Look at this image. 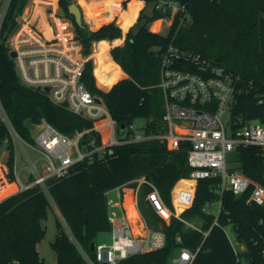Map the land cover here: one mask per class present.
I'll use <instances>...</instances> for the list:
<instances>
[{
	"label": "trees",
	"instance_id": "obj_1",
	"mask_svg": "<svg viewBox=\"0 0 264 264\" xmlns=\"http://www.w3.org/2000/svg\"><path fill=\"white\" fill-rule=\"evenodd\" d=\"M151 5L154 0H145ZM185 4L190 14L181 23V13L173 18L170 31L161 35L147 27L149 16L145 8L139 13L143 2L132 0L128 7L120 9L117 25L115 16L98 29L85 32L69 13V0H60L66 17L75 26L81 40L85 56L92 52L94 41L115 40L125 34V42L111 48L112 59L127 73L124 74L111 60L110 44L101 41L96 45V69L88 59L82 76L83 82L97 96L105 101L112 117L122 125L133 123L138 117L147 118L143 128L145 134L166 132L163 115H153V102L161 75V55L168 45L200 53L212 63L224 66L235 78L236 93L231 105L230 118L241 127L246 121L259 120L264 123V0H177ZM120 5L121 0H113ZM23 0H14L8 20L15 24V15L21 10ZM152 6L151 19L169 17ZM48 7L58 11L57 0ZM93 21L100 15H92ZM61 20V19H60ZM59 20V36L66 40L72 36ZM106 21V22H108ZM145 21V23H144ZM9 23L6 22L5 27ZM47 30V22L42 18L37 22ZM122 26V28L120 27ZM72 29V28H71ZM67 31V32H66ZM0 39V101L14 127L27 140L32 141L31 130L26 122L37 124L46 120L59 131L73 135L86 131L80 144L87 148L93 141L96 146L108 141V128H95L92 119L71 111L66 105L55 103L47 92L30 87L22 82L14 60L9 56L5 44ZM116 40L115 43H119ZM103 90L96 83V76ZM121 78V79H120ZM99 122L103 119L98 120ZM5 127L0 120V148L5 137ZM187 142L178 148H170L159 138L119 144L112 147V153L95 152L78 161L68 175L48 179L49 195L39 186L13 194L0 203V262L20 264H46L38 250V245L46 236L42 220L47 217L52 201L65 219L76 241L87 252L92 253L90 244L95 242L100 232L111 230L108 220L106 191L117 186L122 193L135 190L134 180L145 177L160 192L166 204L172 209L173 197L180 217H172L169 223L163 221L148 204L146 194L153 189L144 185V196L140 200L141 210L149 221L164 222L167 241L163 248L132 255L117 264H173L172 256L184 245L198 253L193 264H264L261 248L264 246V205L247 203L251 189L241 195L232 190H220V178H204L192 181V168L188 164ZM230 170H240L246 176L264 185V147L239 145L228 156ZM52 199V200H51ZM221 202L219 214L207 212V203ZM200 219V230L186 227L185 221ZM217 219V224L214 220ZM232 225L237 238L245 247L239 255L225 231ZM57 234L51 245L57 254V264H85L76 245L71 241L65 227L57 217ZM209 231L205 236L204 232ZM181 236L182 242L176 237Z\"/></svg>",
	"mask_w": 264,
	"mask_h": 264
},
{
	"label": "built area",
	"instance_id": "obj_2",
	"mask_svg": "<svg viewBox=\"0 0 264 264\" xmlns=\"http://www.w3.org/2000/svg\"><path fill=\"white\" fill-rule=\"evenodd\" d=\"M14 0H0V39L6 38L9 56L14 60L22 82L30 87L40 88L58 104L66 105L74 113L98 121L99 128H108V141L96 146L92 141L82 148L80 141L86 131L67 135L46 120L29 127L32 141L27 140L12 124L0 101V120L5 127V137L0 148V203L13 194L39 186L49 195L48 179L68 175L71 168L87 156L112 147L148 138H159L170 148H178L187 142L188 164L192 168L191 180L220 178V190H232L236 195L251 189L247 203L264 205V185L246 176L240 170H230L228 156L239 145L264 147V123L259 120L246 121L241 127L231 121L230 111L236 93L235 78L224 66L216 65L200 53L170 44L161 55V75L158 86L165 98L163 120L166 132L145 134L138 131L134 122L119 129L102 97L95 95L83 82L82 76L87 58L83 55L82 44L75 37L63 40L52 27L41 29L37 22L26 15H15V24L8 20ZM130 0H121L120 3ZM144 8L148 5L145 0ZM155 9L169 12L171 24L176 14L181 13V23L190 14L185 4L177 0H154ZM143 8V9H144ZM55 19V17H54ZM6 22L9 24L5 27ZM72 27L73 24H72ZM15 53V55H12ZM46 88H49L47 91ZM100 98V102L97 100ZM228 127L232 137L227 135ZM35 156L30 155L26 147ZM23 166L19 167V162ZM44 161L43 168L40 162ZM27 170V182L20 173ZM135 190L122 193L117 186L106 191L108 220L111 224L110 240L95 243L92 253L87 252L76 241V247L85 264H117L132 255L158 250L165 246L167 234L164 228H153L139 206V191L144 185L153 189L146 194L148 204L159 217L169 223L172 217H180L178 205L173 197L172 209L159 190L145 177L134 180ZM130 201V203H129ZM220 212L221 202H217ZM129 204L134 209L132 214ZM212 204L205 210L211 212ZM186 227L200 230V226L185 221ZM162 225L164 222H160ZM217 219L214 224H217ZM235 229V228H234ZM209 231H205L207 236ZM237 235V233H236ZM182 242L181 236L176 237ZM239 255L245 245L238 238L240 249L232 241ZM198 250L180 246L171 258L173 264H193ZM264 262V246L261 248ZM239 262L247 264L241 256ZM20 264L19 260L11 263Z\"/></svg>",
	"mask_w": 264,
	"mask_h": 264
},
{
	"label": "rangeland",
	"instance_id": "obj_3",
	"mask_svg": "<svg viewBox=\"0 0 264 264\" xmlns=\"http://www.w3.org/2000/svg\"><path fill=\"white\" fill-rule=\"evenodd\" d=\"M23 1H24V4L20 8L21 10L18 11L19 16L20 15L23 16V14H24V15H26V17L28 19L30 18L32 20H35L36 22H38L40 19L43 18L47 22V24H48V21L50 23L51 19H52L51 25L58 34H59L58 28H59V24H60L59 20L61 19L60 21L68 23V25L65 26L64 29L72 32L71 37H73V36L75 37V35L77 34L72 20L70 18L66 17V14H65L63 8L60 6V4H59L60 0H57V5H58L57 10L58 11H55L54 9L48 7V5L51 2H53V0H23ZM71 4H76L77 6H79L80 12H81L80 13V20L82 23L81 26H82V28H84L85 32L96 30L102 24L107 23L106 21L112 19L115 16V14L118 12V10L120 9V6H121V5L113 2V0H69V5H71ZM125 8L126 7L124 5L121 6V10H124ZM145 12L149 16L148 21H147V27L151 31L158 33V34H161V35H167L169 33L170 27H171V19L169 17L151 19L150 15L152 12V6L150 4L146 6ZM92 15L93 16L94 15H100V20L93 21L91 18H89ZM54 17H55V19H54ZM118 18H119V15H116L115 18L112 19V21H114L117 25H119L117 23ZM112 21H108V22H112ZM144 23H145V21H144ZM72 24L74 27H72ZM48 27H49V25H48ZM120 27L122 28L121 25H120ZM122 30H123V28H122ZM76 37H77V35H76ZM77 39L81 42V40L78 37H77ZM124 42H125V40H124ZM96 61L97 60L93 61L94 72H95V68H96L95 66L97 63ZM95 76H96V74H95ZM97 81L98 80H96V83H97ZM101 88H102V86H101ZM159 112L161 115L163 112H165V98H164V94H163L162 90L155 94L154 102H153V115L158 114ZM101 123H102V121L101 122L96 121L95 127H99ZM146 123H147V118H145V117H138L134 120V124H135L136 128L138 129V131H143V128L146 126ZM227 135L229 137L233 136L232 129L230 127H228ZM26 150L32 156L35 154L30 148H28V146L26 147ZM43 164H44V161L43 162L41 161L40 165L42 168H43ZM22 166H23V161H20L19 167H22ZM27 174L28 173H27L26 169H23V171L20 173L22 181L24 183L27 182V177H26ZM143 196H144V190L142 187L139 191V206H140V200L143 198ZM51 203H52V205L48 210L47 217L44 220H42V225L46 229V236L38 245V250H39L41 257L44 259L46 264H57V254L51 245V241L55 238L57 231H58V229H57V217H59L60 220L62 221L66 232L68 233L71 241L74 244H76V239L73 236V234L71 233L68 225L66 224L65 219L62 217V215L57 210V206L55 205V203L53 201ZM140 209H141V206H140ZM218 209H219L218 203H214L211 206V212H213L215 214H217ZM177 211L181 214L182 208L181 207L178 208ZM148 222H149V225L151 227L158 228V224L155 223L154 221L148 220ZM189 222H193L199 226L201 224V220L198 218L193 219L192 221H189ZM225 231L227 232L229 238L232 239V241L234 243H236V246L240 249V244L237 241V235H236V231H235L234 227L232 225H227V226H225ZM109 232L110 231L100 232L96 241L94 242V247H95V243H97V242L109 241L110 240Z\"/></svg>",
	"mask_w": 264,
	"mask_h": 264
},
{
	"label": "crops",
	"instance_id": "obj_4",
	"mask_svg": "<svg viewBox=\"0 0 264 264\" xmlns=\"http://www.w3.org/2000/svg\"><path fill=\"white\" fill-rule=\"evenodd\" d=\"M132 0H130V1H128L127 2V7H128V5H129V3L131 2ZM137 1H140V2H143V5H142V7L139 9V11H138V13L144 8V4H145V2L143 1V0H137ZM123 3H121L120 5L121 6H123L122 5ZM126 7V8H127ZM125 8V9H126ZM137 18L138 17H136L135 18V21L129 26V28L127 29V30H124L123 29V36L121 37V38H118V39H115V40H107V39H103V40H99V41H94L93 42V45H92V52H91V54H89L88 56H85L84 54V56L87 58V60L88 59H92L93 61H95V60H97V58H96V51H97V49H96V45L99 43V42H101V41H107L109 44H110V48H109V50H108V54H109V56H110V58H111V60L121 69V71L123 72V76L121 77V78H126V77H128V75H127V73L121 68V66L118 64V63H116L113 59H112V56H111V53H110V50H111V48H113V47H115V46H118V45H123L124 44V40H125V34H126V32L130 29V27L137 21ZM107 23H109V22H107ZM99 28V27H98ZM97 28V29H98ZM116 40H120V42L119 43H115L116 42ZM83 52V51H82ZM96 67V66H95ZM96 69V68H95ZM96 74V73H95ZM120 78V79H121ZM96 80H98L97 79V76H96ZM97 84H98V87H100L101 88V86L99 85V83H98V81H97ZM112 87V85L111 86H109V87H102L101 89H103V90H109L110 88ZM58 210V209H57ZM59 211V210H58ZM162 226V223H160L159 224V227H161Z\"/></svg>",
	"mask_w": 264,
	"mask_h": 264
},
{
	"label": "water",
	"instance_id": "obj_5",
	"mask_svg": "<svg viewBox=\"0 0 264 264\" xmlns=\"http://www.w3.org/2000/svg\"><path fill=\"white\" fill-rule=\"evenodd\" d=\"M75 6H76V7H75ZM68 8H69V13H70L71 15L74 16L76 23H77L78 25L81 26L82 23H81V20H80V14H79V13H81V12H80V8H79L76 4H71V5H69ZM76 9H77V10H76ZM12 55H15V53H12ZM46 90L48 91L49 88H46ZM97 100L100 102V98L97 99ZM26 124H27L28 127H32V126H33V123H32L30 120H28V121L26 122ZM121 127L124 128L125 125H122ZM162 228H164V224L162 225ZM90 249H91V251L94 250V242H92V243L90 244Z\"/></svg>",
	"mask_w": 264,
	"mask_h": 264
},
{
	"label": "bare ground",
	"instance_id": "obj_6",
	"mask_svg": "<svg viewBox=\"0 0 264 264\" xmlns=\"http://www.w3.org/2000/svg\"><path fill=\"white\" fill-rule=\"evenodd\" d=\"M75 7H76V6H75ZM78 7H79V6H78ZM76 10H77V9H76ZM79 14H80V13H79ZM129 203H130V201H129ZM129 207L131 208V211H132L131 213H132V214H135V211H134V209L131 207L130 204H129Z\"/></svg>",
	"mask_w": 264,
	"mask_h": 264
}]
</instances>
